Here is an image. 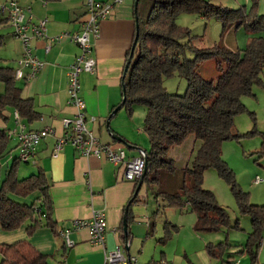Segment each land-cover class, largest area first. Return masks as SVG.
<instances>
[{"label": "crops", "instance_id": "1", "mask_svg": "<svg viewBox=\"0 0 264 264\" xmlns=\"http://www.w3.org/2000/svg\"><path fill=\"white\" fill-rule=\"evenodd\" d=\"M5 1L0 0V3ZM94 1L104 3L110 0ZM134 3L135 0H122L113 7L110 16L99 23V36L93 41L92 51L96 62L95 71L80 75L88 128L97 135L100 143L110 145L115 150H124L128 158L137 157L140 151H145L139 146L141 140L135 137L133 115L120 108L109 124L106 123L123 98L124 68L136 33ZM18 4L25 10L31 27H38L44 22L48 38L66 35L59 42L47 41L50 45L48 51L45 50V41L33 37L29 45L33 55L42 63V68L30 80L25 77L18 80L14 78L22 97L31 101L36 112V119L31 122L19 116L21 124L28 130L51 129L54 133L38 143L34 164L30 163L34 170L27 173L29 176L38 170L44 173L52 200L55 231L59 233L70 227L76 219H88L92 211L104 212L107 230L104 248L89 243L87 230L71 234L73 246L65 247L63 239L56 237L49 228H40L28 235L26 224L14 231H4L0 227V245L27 240L38 252L48 257V264H103L105 251L114 250L117 246L124 249L125 255L135 257L136 264H199L198 260H202L201 264H213L205 252V245L212 242L202 239L201 234L193 230L196 220L194 213L181 210L193 214V217L181 220L177 226L172 225L176 227L174 230L167 229L169 223H160L161 227L156 228L155 224L151 226L148 185L143 181L135 195L136 182L126 181L120 167H114L101 158H86L70 145L64 146L57 157H52L56 137L64 133L62 119L75 113V109L67 104V73L80 50L68 36L82 32L88 16V0H18ZM0 38V68L9 67L15 71L23 57V45L13 37L7 13L0 14ZM23 71L27 74L29 70ZM15 113L14 109H6V119L0 121V128L6 129L8 133L19 130ZM91 118L95 121H91ZM17 144L16 132L9 138V154L0 161V167H10L9 162L12 164L15 159L19 162ZM39 195L36 192L27 198L13 195L10 198L19 203L31 204ZM132 198L137 202L128 208ZM126 208L127 242L123 241L120 233ZM181 232L182 243L178 242L172 247L171 242L179 238ZM238 253L239 257H229V264H254L244 250ZM257 261H264V237L260 242Z\"/></svg>", "mask_w": 264, "mask_h": 264}, {"label": "trees", "instance_id": "2", "mask_svg": "<svg viewBox=\"0 0 264 264\" xmlns=\"http://www.w3.org/2000/svg\"><path fill=\"white\" fill-rule=\"evenodd\" d=\"M135 10L137 40L131 62L123 75L124 93L120 105L129 115L137 105L145 109L142 130L149 139L150 149L144 151L147 166L142 181H158L154 174L157 176L160 171L174 174L176 170L172 161L166 157L168 150L180 145L188 136L199 140L200 147L191 166L182 171L184 177L177 190L160 193L167 206L195 214L193 230L196 233L239 229L238 222L230 223L228 212L217 203L213 193L202 188L205 170L214 168L228 184L239 213L251 219V232L244 245V253L254 263L264 237V205L249 203L248 193L241 190L235 174L221 157V145L226 140L242 136L233 133L234 118L246 111L242 97L254 96L253 88L264 86L261 76L264 39L254 38L244 50L236 52L221 46L196 49L192 45L194 37L188 29L177 25L175 18L181 12H196L203 17L221 19L224 27L236 21L238 25L244 23L248 30L262 31L264 15L246 21L241 10L211 5L204 0H138ZM184 37H188V41L183 44L180 41ZM186 50L194 52L193 60L183 57ZM130 52L131 48L127 59ZM214 59L219 72L215 82L203 79L196 71L199 64ZM174 74L186 80L183 95L170 94L163 85V80ZM0 83L3 85L0 121H5L4 112L8 108L14 109L28 122L36 119L31 101L23 98L21 89L16 86L13 69L0 68ZM8 141L7 130L0 128V161L9 154ZM17 164L15 159L0 182V227L4 231H14L26 224L28 235L40 228H49L56 237L59 236L52 219V200L43 171L18 179ZM139 180L135 181L136 187ZM36 192L40 195L31 204L10 198L11 195L27 198ZM135 201L132 198L128 208ZM171 228L174 230L176 227ZM120 233L123 241L127 242L128 233L124 234L123 229ZM228 246L227 239L217 244L207 243L205 252L212 259H222ZM0 254V264H48V257L27 240L0 245Z\"/></svg>", "mask_w": 264, "mask_h": 264}, {"label": "rangeland", "instance_id": "3", "mask_svg": "<svg viewBox=\"0 0 264 264\" xmlns=\"http://www.w3.org/2000/svg\"><path fill=\"white\" fill-rule=\"evenodd\" d=\"M204 1L209 2L211 5L231 10H241L243 15L246 16V21H253L258 16L264 15V0H256V4H254V0ZM175 22L180 27L189 30L190 35L194 37L192 45L196 49L221 46L229 51L236 52L244 50L254 38L261 37L264 39V30L251 31L247 29L244 23L238 25L236 21L224 27L221 19L213 16L203 17L196 12H181L176 16ZM187 41L188 37H184L180 42L184 44ZM183 57L193 60L195 54L193 51L186 50ZM196 71L203 79L208 81L212 80L215 82L219 76V72L216 69V59L199 64ZM261 76L264 79V67ZM163 85L170 94L176 95H183L187 86L185 78L179 74L165 78ZM2 90L3 85L0 83V93ZM252 93L254 96L242 97V103L246 111L234 118L233 133L242 136L238 139L232 138L223 142L221 145V157L235 174L236 182L241 190L248 193L249 203L262 206L264 205V86H255ZM144 112V107L137 105L132 115L136 124L135 132L137 135L135 137L141 140L139 146L143 150L149 151V139L142 130ZM250 113L253 115H250ZM250 132L252 133L249 134ZM199 147L200 141L193 136H188L180 145L171 147L166 157L172 161L176 172L167 174L160 171L157 176L154 174L158 181L145 183L148 185V213L151 226L155 224L156 228H159V226L161 227L160 223L162 225L169 223L170 225L167 224V229L172 230L171 226H177L181 220L192 219L193 214L183 213L179 207L167 206L165 198L160 192H174V190H177L184 177L182 171L186 167L189 168L191 166V162ZM9 166H11V161ZM7 168L4 165L0 167V182L4 178ZM16 168L18 179L29 176L27 172L33 169L30 163L21 164L19 162ZM256 178L260 179L261 182L254 183ZM202 188L213 193L217 203L228 212L232 225L235 222L239 223V229H223L217 233L201 234L200 236L213 244L227 239L229 246L226 248L222 259L211 258L210 261L213 264H229L231 255H238L239 257L240 254L238 252L244 250V245L251 232V219L249 216L239 213L228 184L219 177L214 168L205 170ZM182 237L183 233L181 232L179 238H174L171 242L172 247L178 242L179 244L182 243ZM192 247L196 248V245ZM196 258L198 259V254ZM201 262L202 260H198L199 264ZM254 264H264V261H259V263L255 261Z\"/></svg>", "mask_w": 264, "mask_h": 264}, {"label": "built area", "instance_id": "4", "mask_svg": "<svg viewBox=\"0 0 264 264\" xmlns=\"http://www.w3.org/2000/svg\"><path fill=\"white\" fill-rule=\"evenodd\" d=\"M121 2L122 0H110L98 3L88 0V16L83 24L82 32L68 36L80 50L67 73V104L75 109V113L71 117L62 119L64 133L62 136L56 137L52 157H57L64 146L70 145L86 158H101L114 167H120L123 178L128 182H135L141 178L146 169L145 152L140 151L139 156L128 158L124 150H115L110 145L100 143L97 135L87 126L85 103L81 96L80 84L81 74L95 71L96 62L92 51L93 41L99 36V23L109 17L113 7ZM5 13H7L13 28V37L23 45V57L18 63V69L14 71V78L18 80L25 77L30 80L42 68V63L33 55L29 41L33 37L45 41V50L48 51L50 45L47 41L59 42L66 35L48 38L44 22H41L38 27H31L27 22L25 10L18 4V0H6L4 3H0V14ZM23 69H28V73L25 74ZM15 118L19 128L16 131L18 161L23 164H34L36 146L41 140L54 135V133L51 129L28 130L21 124L17 112ZM91 121H95V119L91 118ZM16 132L8 133V138ZM260 182L261 180L258 178L254 180V183ZM80 230L88 231L91 245L104 248L107 230L104 212L92 211L88 219H76L72 221L70 227L61 230L59 237L63 239L65 247L73 246L70 235ZM136 262L135 257L125 255L124 249L117 246L114 250L105 251L103 264H136Z\"/></svg>", "mask_w": 264, "mask_h": 264}, {"label": "water", "instance_id": "5", "mask_svg": "<svg viewBox=\"0 0 264 264\" xmlns=\"http://www.w3.org/2000/svg\"><path fill=\"white\" fill-rule=\"evenodd\" d=\"M137 2H138V0H135V3H134L135 6L137 5ZM135 22H136V27H137V17H136V16H135ZM136 40H137V34L135 35V39H134L133 44H132V47H131V52H130V54H129V57H128V59H127V62H126L125 68H124V72L127 71L128 67H129V64H130V62H131V59H132V56H133V51H134V48H135V45H136ZM123 93H124V90H123ZM123 101H124V99H123ZM120 108H121V105L118 106L116 109H114V110L112 111V113L108 116V118H107V123H106L107 125L109 124V121H110L111 117H112V116H113L118 110H120ZM146 166H147V163H146ZM145 172H146V169H145L143 175L141 176V178H140V180H139V182H138V185H137L136 190H135V195L138 193V191H139V189H140V186H141V183H142V179H143V177H144V175H145ZM126 216H127V208L125 209V214H124V219H123V230H124V233H127Z\"/></svg>", "mask_w": 264, "mask_h": 264}]
</instances>
